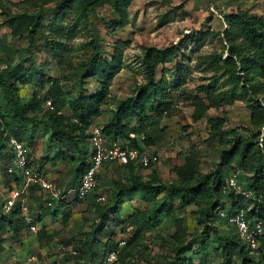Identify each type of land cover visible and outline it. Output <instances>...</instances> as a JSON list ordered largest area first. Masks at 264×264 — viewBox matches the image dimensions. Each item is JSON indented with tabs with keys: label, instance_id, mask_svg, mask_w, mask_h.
<instances>
[{
	"label": "rangeland",
	"instance_id": "374dc122",
	"mask_svg": "<svg viewBox=\"0 0 264 264\" xmlns=\"http://www.w3.org/2000/svg\"><path fill=\"white\" fill-rule=\"evenodd\" d=\"M56 2L57 0H0V46L6 44L11 54L14 46L27 45L28 41L24 37L8 36L10 29L6 20L13 11H33L39 7L47 9L43 20L47 31L51 32L48 27L54 23L53 17L58 13ZM77 2L78 0H74L73 4L76 6L68 10L69 18H58V23L54 26L60 23L63 27L72 24L75 30L74 36L65 41L66 47L61 53V59L47 46L42 47L41 51H36L37 58L34 61L22 62L24 76L27 77V73L34 71L43 76H53L63 89L75 92L71 79H65L63 75L79 68L89 59L93 54L89 42L97 37L101 43V53L112 64L114 75L103 114L92 121L90 128L95 129L108 119L110 108L119 99L136 94L138 88L146 82L142 63L146 51L150 48L172 49L157 67L156 76L160 88L158 99L155 100L159 105L157 115L149 126H142L137 117L129 122L131 136L144 137L146 132L154 140L150 146L143 145L150 161L145 164L136 159L130 170L129 161L117 160L110 167L98 170L93 187L100 188L97 190L98 196L89 192L85 199H77L73 192L66 193L61 204L60 201H54V205L43 203L48 207L43 206L41 210L40 202L30 196L29 204L33 206L35 217L39 219L43 216L40 226L46 228V243L41 245L37 234L20 230L19 236L14 237L16 240L8 239L0 243V263L46 264L50 256L58 251L59 244L81 246L82 232H88L87 237L92 236L90 228H93L91 224L96 216L92 207L97 203H110L113 190L106 182L116 176L125 180L133 170L142 176L154 171L162 178L173 181L176 178L173 169L175 165L195 168L201 174L213 171L219 162L218 151L220 148H229L232 142L226 141V137L223 138L225 141H220L212 135L210 117L226 116L229 125L244 134L249 128L255 130L257 127L251 107L258 98L264 101V54L249 47L241 37H236V32L231 30L232 25L227 19L231 13L239 11L255 13L264 19V0H130L123 11H117L107 3L96 7L95 13H89L90 20L87 22L75 19L81 13ZM40 44L41 42L38 46ZM32 80L19 82L21 87L18 92L24 99L31 98L32 88L37 85V81ZM101 81V73L88 76L85 91L95 94L101 88ZM50 85L51 81L47 82L46 87ZM49 106L46 101L45 107ZM2 123L0 120V130ZM33 130L32 140L23 139V143L35 157L33 167L36 173L45 179L56 181L66 192L72 186L70 184L76 174L75 163L58 161L53 165L47 162L42 170L41 158L48 134L40 126ZM251 134L249 132L255 144L259 137ZM88 142L92 146L91 141ZM117 145L121 147L124 143L118 140ZM234 164L235 161H230L225 168L231 172ZM241 178L244 180V176L240 180ZM7 179L8 176L6 181ZM31 187L41 188L38 184H31ZM37 196L36 193L35 197ZM142 198L139 192L125 196L119 212L110 215L105 234L108 233L113 241L121 236L127 238V232L132 228L130 225L127 231L122 230L127 223V216L150 209L152 201L146 203L147 200ZM237 199L249 209L256 202L255 198ZM174 205L180 206L178 202ZM162 222L163 220L158 226L162 227L164 233L173 232L174 229L168 225L170 221ZM186 225V230L179 227L180 230L177 231L176 238L179 241H187L191 236L190 230L202 229L188 211ZM150 231L144 228L140 232L141 235H147ZM7 236L8 234L3 235L4 238ZM104 236L100 234L99 240L92 242L94 246L98 244L100 252L106 243ZM149 240H152V236L143 237L144 244L149 245ZM144 244L130 245L128 242L127 247L131 251L127 252V258L135 259V256H139L142 262L140 264H148L147 259L143 258L141 261L144 256L141 246ZM138 250L141 253L138 254ZM32 256L36 257L32 259ZM150 257L151 255L147 258ZM208 257L210 258H202L198 264H210L211 259ZM98 260L96 258L94 262L98 263Z\"/></svg>",
	"mask_w": 264,
	"mask_h": 264
},
{
	"label": "trees",
	"instance_id": "16d2710c",
	"mask_svg": "<svg viewBox=\"0 0 264 264\" xmlns=\"http://www.w3.org/2000/svg\"><path fill=\"white\" fill-rule=\"evenodd\" d=\"M129 1L78 0L77 4L81 8V13L76 15L75 19L87 22L90 20L89 13H95L96 7L106 3L117 11H123ZM73 2L74 0H57L58 13L53 17L54 23L48 27L51 32L47 31L43 20L47 9L39 7L33 11H13L6 20L10 29L8 36L24 37L28 41L27 45L14 46L11 48V54L6 44L0 46V52H2L0 54V120L3 122L0 130V161L9 162L12 158L9 143L11 137L21 142L23 139L31 141L33 129L43 127L48 136L41 158L43 164L40 168L43 170L47 162L53 165L58 161L75 163L76 174L70 184L71 187H75L80 182L83 173L91 165L94 149L88 142L91 141L93 135L90 127L93 119L103 114V106L107 103L114 75L113 66L102 55L101 43L97 37L89 42L93 49V54L89 59L79 68L63 75L65 79H71L72 86L76 89L75 92L63 89V86L53 76H43L37 71L27 73L25 77L22 62L34 61L37 58L36 51H41L45 46L51 49L57 58L63 56L61 53L66 47L65 41L74 36L75 30L72 24L63 27L60 23L54 26L58 23V18H69L68 10L76 6ZM227 21L232 25L231 30L236 32V37H241L249 47L258 49L264 54V19L262 16L248 11H239L231 13ZM39 42H41L40 46H38ZM171 51L170 48H150L146 51L142 58L147 77L146 82L138 88L136 94L119 99L116 105L110 108L108 119L99 127V133L104 137L107 146H113L121 140L131 148L146 152L143 145L150 146L154 143L146 132L144 137L131 136L129 122L133 117H137L140 124L145 127L149 126L154 116L157 115L159 105L155 100L158 99L160 92L159 80L156 76L157 67L166 53ZM97 73H101L102 76L101 88L95 94H89L85 91L86 78ZM28 79L37 81V85L32 88L31 98L24 99L18 92L21 87L19 82L24 83ZM49 81L51 85L46 87ZM259 99L251 107L253 121L257 127L255 130L249 128L245 134L232 128L226 116L209 118L212 135L220 141H225L223 138L226 137V141L232 142L229 148H220L218 151L219 162L213 171L201 174L195 168L175 165L173 169L176 178L173 181L162 178L154 171L147 176H142L134 173V170L128 173L125 180L116 176L107 181L106 183L112 187L113 194L108 205L97 203L92 207L96 216L91 224L93 228H90L91 238L87 237L88 232H82V245L74 246L79 253L68 254L65 260L62 259L61 263L59 261V264H66V262L63 263L64 261H70L73 264H95L96 258L100 259L104 253L114 249L119 252L123 263L140 264L142 262L139 256H135V259L127 258L129 256L127 252L131 251L127 244L128 242L130 245L132 243L144 244L143 237L146 238L148 235L152 236V240L148 242L149 245L141 246L146 257L142 256L141 261L143 258L147 259L148 264H198L206 256H210L208 257L209 260L211 259L210 264H264V101ZM50 100L51 106L45 107L46 101ZM249 132L259 137L255 140V144ZM30 155L33 163L35 157L31 153ZM118 160L129 161L130 170L133 169L132 164L135 160L130 158ZM114 161L117 160L104 161L100 169L110 167ZM230 161L236 162L231 172L225 168ZM237 171H239V183L251 192L248 198H255L256 202L252 209L238 202L237 198H245L243 194L227 187L229 177ZM241 176H244V180L242 178L240 180ZM22 179L23 177L19 175H13L8 178V182L15 181L19 185ZM99 189L96 187L90 192L98 196L97 190ZM136 192L142 195V199L147 200L146 203L152 201L150 209L127 216V223L122 229L127 231L126 229L131 225L132 228L127 232V238L121 236L117 241H113L108 233L105 234L108 230L109 217L119 212L125 196H131ZM36 193L37 197H35ZM30 196L40 202L39 209L41 210L43 203H46V194L40 188L31 187L29 193L31 200ZM61 202L60 200L59 204ZM176 202L180 204L179 207L174 205ZM30 210L36 216L33 206H30ZM223 210L228 216L238 210H244L250 225L257 220L262 221L263 233L258 238L260 247L257 252H250L247 244L239 236L235 225L228 220V217L221 216ZM187 211L194 221L202 226V229L200 231L190 230V238L187 241H179L176 238L179 227L184 230L188 227L186 225ZM36 220L40 225L43 216ZM162 220V224L171 222L168 225L174 229L173 232L164 233L162 227L158 226ZM115 221L117 223L116 219ZM25 227L19 207L7 216H0V243L8 239L16 240L14 237H18L19 231H23ZM144 228L150 229V234L141 235L140 231ZM2 232L4 236L8 234L5 237L6 240ZM100 234L106 237L102 252L98 249V244L94 246L92 243L99 240L98 235ZM37 235L39 243L45 245L46 228H40ZM145 252L151 257L147 258L149 255ZM139 253L141 250H138ZM58 256L59 252L56 251L46 264H58Z\"/></svg>",
	"mask_w": 264,
	"mask_h": 264
},
{
	"label": "built area",
	"instance_id": "2783aa9c",
	"mask_svg": "<svg viewBox=\"0 0 264 264\" xmlns=\"http://www.w3.org/2000/svg\"><path fill=\"white\" fill-rule=\"evenodd\" d=\"M51 106V101H48ZM91 143L93 146V155L90 167L83 173L77 187L70 188L66 193L74 192L78 199H84L88 192L95 185L97 171L102 167L106 160L139 159L140 162L148 164L150 156L147 152H140L136 148H131L127 144L118 146L115 143L113 146H107L104 137L99 133V128L92 129ZM12 158L9 162L3 163L0 161V215L7 216L19 207L25 226L30 233H35L40 229L39 223L34 214L31 213L28 197L31 184H38L41 190L46 193L48 204H53L54 201L65 197L64 189L57 182L43 178L36 173L31 162L30 152H28L24 143L18 139L11 137L9 140ZM238 173L234 172L228 180V188L235 189L236 192L243 194L245 198L251 196L242 184L239 183ZM13 175L23 177V183L17 185L15 181L8 182L6 177L11 178ZM221 216L228 217V220L235 225L239 236L243 242L247 244L251 253L258 251L260 244L259 236L263 233V224L261 220H257L253 225H250L246 218L244 210H238L231 216L223 210ZM264 251V248H263ZM58 264L69 253L78 254L77 249H72L63 244L58 245ZM68 264H73L68 263ZM100 264H122L119 258V253L116 250L109 251L103 257Z\"/></svg>",
	"mask_w": 264,
	"mask_h": 264
},
{
	"label": "clouds",
	"instance_id": "9594fccd",
	"mask_svg": "<svg viewBox=\"0 0 264 264\" xmlns=\"http://www.w3.org/2000/svg\"><path fill=\"white\" fill-rule=\"evenodd\" d=\"M99 127H100V126H99ZM91 130H92V129H91ZM22 143H23V142H22ZM30 157H31V155H30ZM31 162H32V161H31ZM32 164H33V163H32ZM55 182H56V181H55ZM78 184H79V183H78ZM78 184H77V185H78ZM77 185H76L75 187H77ZM75 187H69L68 189H70V188H73V189H74ZM93 187H94V186H93ZM93 187H92V189H93ZM30 188H31V186H30ZM40 189H41V188H40ZM92 189H91V190H92ZM91 190H90V191H91ZM41 191H42V190H41ZM90 191H89V192H90ZM42 192H43V191H42ZM66 192H67V190H66ZM66 192L64 191L65 196H66ZM89 192H88V193H89ZM29 193H30V189H29L28 194H29ZM43 193H45V192H43ZM70 193H71V192H70ZM73 193H74V192H73ZM28 194L26 195L27 197L29 196ZM45 194H46V193H45ZM87 196H88V195H87ZM87 196H86V197H87ZM28 198H29V197H28ZM63 199H64V198L59 199V200H56V201H60V200L62 201ZM77 199H78V198H77ZM84 199H85V198H84ZM28 201H29V199H28ZM45 201H46V203L48 204V200H47V198L45 199ZM52 205H54V203H53ZM0 216H1V215H0ZM39 226H40V225H39ZM40 228H41V226H40ZM235 228H236V227H235ZM25 230H27L26 227H25ZM236 230H237V229H236ZM27 231H28V230H27ZM38 231H39V230H38ZM38 231L35 232V233H32V234H38ZM120 243L122 244L123 241L120 242ZM65 246H67V245H65ZM67 247H68V246H67ZM69 247L72 248V249H73V248L76 249L74 246H69ZM114 250H115V249H114ZM109 251H112V250H109ZM109 251H108V252H109ZM116 251H117V250H116ZM108 252L104 253L103 256L98 260V263H95V264H100L101 261H102V259H103V257H104L105 254H107ZM118 253H119V252H118ZM69 254H72V253H69ZM35 257H36V256H32V259H34ZM119 258H120V256H119ZM64 260H65V258H64ZM120 261H121V259H120ZM68 263H71V262H70V261H66V264H68ZM72 263H73V262H72ZM121 263L123 264L122 261H121ZM1 264H4V263H1Z\"/></svg>",
	"mask_w": 264,
	"mask_h": 264
}]
</instances>
